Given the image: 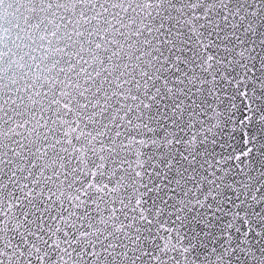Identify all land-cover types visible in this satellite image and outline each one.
Returning a JSON list of instances; mask_svg holds the SVG:
<instances>
[{
  "label": "snow or ice",
  "instance_id": "1",
  "mask_svg": "<svg viewBox=\"0 0 264 264\" xmlns=\"http://www.w3.org/2000/svg\"><path fill=\"white\" fill-rule=\"evenodd\" d=\"M0 264H264V0H0Z\"/></svg>",
  "mask_w": 264,
  "mask_h": 264
}]
</instances>
